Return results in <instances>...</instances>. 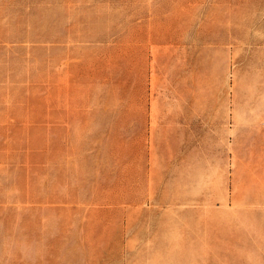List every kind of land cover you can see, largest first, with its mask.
Masks as SVG:
<instances>
[{"label":"rangeland","instance_id":"1","mask_svg":"<svg viewBox=\"0 0 264 264\" xmlns=\"http://www.w3.org/2000/svg\"><path fill=\"white\" fill-rule=\"evenodd\" d=\"M0 264H264V0H0Z\"/></svg>","mask_w":264,"mask_h":264}]
</instances>
